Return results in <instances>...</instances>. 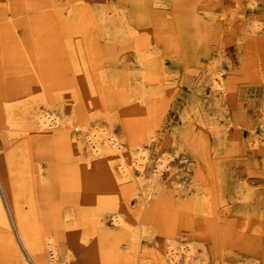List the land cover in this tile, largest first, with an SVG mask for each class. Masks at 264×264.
<instances>
[{
	"label": "rangeland",
	"instance_id": "rangeland-1",
	"mask_svg": "<svg viewBox=\"0 0 264 264\" xmlns=\"http://www.w3.org/2000/svg\"><path fill=\"white\" fill-rule=\"evenodd\" d=\"M105 132L143 185L85 178ZM0 158V264H264V0H0Z\"/></svg>",
	"mask_w": 264,
	"mask_h": 264
},
{
	"label": "bare ground",
	"instance_id": "bare-ground-1",
	"mask_svg": "<svg viewBox=\"0 0 264 264\" xmlns=\"http://www.w3.org/2000/svg\"><path fill=\"white\" fill-rule=\"evenodd\" d=\"M212 79H213V87L215 88V90L220 91V90L224 89V82H223V79L220 75H217ZM24 86L25 85L23 84V87ZM18 88H19V86H16V88L13 87V89H12L13 93L9 94L7 96L8 100H10V98H14V97L20 98V96L22 94H25L26 91L32 89L30 87L25 88V89L24 88L18 89ZM6 102H7V100H6ZM6 113H7V117L9 119V121L12 123H15V121H16L15 120L16 106L8 104L6 106ZM33 122L38 125V127L36 129V131L38 133H50V132L56 133L59 131V129L55 128V127H58L61 121H60L59 117L56 114H54L51 110L49 111L46 109L42 112H39L36 116H34ZM28 131L29 130H25L24 132L26 133ZM57 139L58 138L56 136H54L51 139V141L53 142ZM88 141H89V151H90L89 154H91V155L89 156V159L87 161L94 167V170L91 173V170H89V166H86V168L83 170V174H85V178H88V180L90 179L94 182L95 181L97 182L99 178H101V180L103 178H105L106 181H108V178H110V180H112L114 182H118L120 179L123 178L127 182L129 181V182L134 183V181H136L139 183V185H141V184L143 185L144 177H145L144 172H141L140 177H137V178L134 176V174L132 172V164L136 165L140 169V171H143V169H144L145 161L147 159V155L142 149L139 148L136 151L129 152V151L124 149V145H122V142L114 134H111V133L107 134L106 132L104 133V136L101 135V133H99V134L94 133V134H92L91 137H89ZM0 161H1V158H0ZM115 163H117V166H118L117 171H116L115 166H114ZM2 165L0 162V170H2ZM163 165H164V162L159 161V168L160 169L163 167ZM3 167H4V165H3ZM33 172H36V171H33ZM33 172H31L32 176H33ZM5 187L8 188L7 186H5ZM112 220L114 223L119 224V225H122L125 223L124 219L122 218V216L119 213H115L113 215ZM7 233H8V244L10 245V247L14 251V253L16 255H18L19 254V248L16 245V241L14 239V236L12 235V231L9 230ZM33 245L34 246L36 245V249H37V252L39 253V257H40L41 261H43L42 264H45V262H44L45 261L44 260L45 251L47 252V255H48L51 263L60 264L58 262L57 247L51 241H47L46 243L36 241L35 243H33ZM183 249L185 251L186 259L189 258L193 254L192 246H185V247H183ZM37 257H38V255H37ZM163 261L165 262L164 264H183L181 259H180V254L177 252V249L173 244L169 245V251L167 253L166 258ZM184 262H187V261H184Z\"/></svg>",
	"mask_w": 264,
	"mask_h": 264
}]
</instances>
